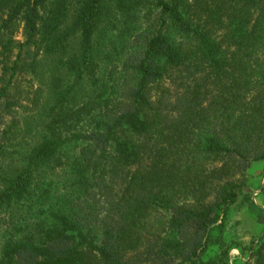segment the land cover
I'll return each mask as SVG.
<instances>
[{
	"label": "trees",
	"instance_id": "trees-1",
	"mask_svg": "<svg viewBox=\"0 0 264 264\" xmlns=\"http://www.w3.org/2000/svg\"><path fill=\"white\" fill-rule=\"evenodd\" d=\"M18 22L24 41L8 62ZM27 47L34 56L21 64ZM0 54V81L10 72L0 154L23 134L15 117L3 121L15 71L50 60L54 101L23 164L0 175V264H233L229 251L243 254L225 229L241 177L264 163V0H0ZM77 88L91 127L70 138L62 128L83 110H62ZM62 159L69 189L85 196L93 183L105 196L93 226L48 173ZM234 264H264V235Z\"/></svg>",
	"mask_w": 264,
	"mask_h": 264
},
{
	"label": "rangeland",
	"instance_id": "rangeland-1",
	"mask_svg": "<svg viewBox=\"0 0 264 264\" xmlns=\"http://www.w3.org/2000/svg\"><path fill=\"white\" fill-rule=\"evenodd\" d=\"M22 27V24L19 22L14 24L13 33L11 35L14 44L8 62H12L16 59L19 52V48H17L18 44H21L24 41ZM9 36L10 34H7L5 39H8ZM34 50L33 47L21 49V64H23L24 61L27 64L31 60V57L34 56ZM3 57L4 56L0 54V63L4 62ZM48 64H50V60L42 59L39 66L40 68L37 69L35 73H32L31 70L27 68L24 69V72L19 69L18 71H15V75L10 80L11 84L9 87V93L11 96L9 98L16 104L12 107L13 113L11 116L5 115L3 121L4 123H10L11 119L15 117L19 127L23 128V134L19 140L20 142L16 146L6 148L8 152L3 153V155L0 154L1 176L4 173L11 171L13 167L21 166L23 164L21 156L26 155L25 152L36 143L42 133V125L49 120L48 116L45 114L47 112L43 111L44 104L47 103L48 98H50L48 104L49 107L54 102L53 98L50 97L53 95L48 91ZM1 66L2 65L0 64V67ZM59 75L62 77V71ZM63 78V82L61 83L63 88L61 89L66 91L67 87L64 86V83L69 85L71 79H68L66 74L63 75ZM9 79L10 72H7L2 76L0 87L1 85H5ZM64 101L66 109H63L62 112L73 115V112L82 108V114L84 115L79 117V119H75L71 116L69 121L67 120L66 126L62 128L63 135L72 138L73 135L75 136L79 132L82 133L81 135L84 133L87 134L91 125L89 123L90 119H87L88 115L85 114L90 113L89 110H92V105L88 99L86 88H83L82 90L77 88L74 95L69 93L67 100ZM62 112H60V114ZM38 131H40V134H38ZM78 144L79 146L86 145L85 139H79ZM73 145L75 144L73 143ZM4 146H6V144ZM3 149L5 150V148ZM77 149L79 148L75 145V150L77 151ZM72 158H74V155L71 152L68 155V159L72 160ZM65 164H70V162H66L62 159L61 165L57 168L55 167L53 171L49 170L48 173L56 184V187H59L60 192H63L64 190L65 193L61 194L67 195V204L72 203L70 205L77 206L83 215L87 216L86 218L89 219L88 222L91 223H89V225L93 226V209L99 211V213L104 212V210L107 209V204L104 203L105 196H103V198L93 196L92 183L87 187V190L89 188V191L91 192L85 196L83 195L79 197L78 193L68 188L69 180L67 178L66 170H60V168L66 166ZM241 180L244 182V185L240 190L241 195L239 196L237 203L231 205L227 211L228 218L225 229V237L227 241L235 242L243 248V254L238 248H232L229 251V261L233 264L238 258L244 261L245 255L251 244L255 243L257 239L264 235V163L260 162L251 165V167L245 171ZM103 188L107 189L105 187ZM85 192L86 190H84V193ZM5 223L4 220H0V239H2L4 231L6 230Z\"/></svg>",
	"mask_w": 264,
	"mask_h": 264
}]
</instances>
